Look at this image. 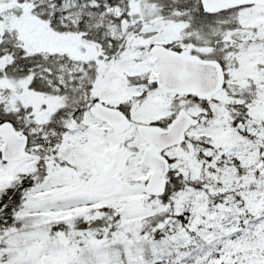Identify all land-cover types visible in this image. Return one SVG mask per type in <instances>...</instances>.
Segmentation results:
<instances>
[{
    "label": "snow or ice",
    "instance_id": "obj_1",
    "mask_svg": "<svg viewBox=\"0 0 264 264\" xmlns=\"http://www.w3.org/2000/svg\"><path fill=\"white\" fill-rule=\"evenodd\" d=\"M0 264H264V0H0Z\"/></svg>",
    "mask_w": 264,
    "mask_h": 264
}]
</instances>
